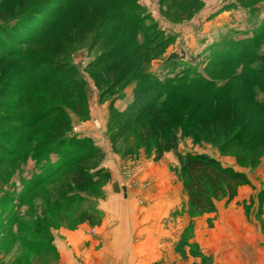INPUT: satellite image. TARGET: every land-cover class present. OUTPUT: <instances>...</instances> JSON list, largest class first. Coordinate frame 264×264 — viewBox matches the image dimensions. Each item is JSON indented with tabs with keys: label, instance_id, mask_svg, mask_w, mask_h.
<instances>
[{
	"label": "rangeland",
	"instance_id": "1",
	"mask_svg": "<svg viewBox=\"0 0 264 264\" xmlns=\"http://www.w3.org/2000/svg\"><path fill=\"white\" fill-rule=\"evenodd\" d=\"M137 89L155 107L126 131ZM190 155L247 176L264 234V0H0V264H222Z\"/></svg>",
	"mask_w": 264,
	"mask_h": 264
},
{
	"label": "trees",
	"instance_id": "2",
	"mask_svg": "<svg viewBox=\"0 0 264 264\" xmlns=\"http://www.w3.org/2000/svg\"><path fill=\"white\" fill-rule=\"evenodd\" d=\"M57 15L58 13L56 12L53 13V15H49L47 17L43 16L42 18H40V20H38L37 23H34L33 26L31 22H26V25L21 28L23 29V37L21 38L22 40L20 42L30 44L34 39V36L41 33V31L46 28L53 17H57ZM109 17L111 16L108 15V19ZM116 17L118 19V16ZM104 32V30H101L100 32L96 33L92 48L95 44H97L98 39H100L101 34ZM123 47L124 38L121 36L117 38L116 43H113L110 51L105 52L102 57L104 58V60H107L118 53V51H120V49H122ZM168 59L169 60L167 62V65L170 71L176 70L179 67L180 62H183L180 59V56L177 54H172V56H170ZM131 71V69H126V71H124L120 75V77H118L111 85V89L112 87H117L119 84L127 80ZM195 82L201 83L204 81H199V79H197L195 80ZM135 91L137 98H140L142 94H146V96H149L152 93H150V89H137ZM214 92L215 94H219L221 90L218 89ZM151 95L153 99L152 102L154 103V101L156 100L155 98L157 97L156 95ZM148 103V101L143 102L140 98L137 102L135 101L134 103L129 105V109L126 113L127 120L124 124V126L126 127V131L134 127L135 123L139 122L138 120L142 119L143 116L150 114L154 110L155 106L152 104L148 105ZM200 104L201 105L197 108L198 110H196L193 116H196V113L204 106V103ZM156 133L157 132L155 131L152 132L154 136H156ZM223 141L224 139L222 137L218 140L219 143L217 144H221V142ZM224 144L226 145L227 143ZM170 149L171 145L163 143L159 150L158 157H162L166 152H169ZM184 166V188L187 192V196L189 197V206L191 212L199 216L217 212L216 205L218 202L223 201V199H228L229 201L236 199L238 196L237 194L239 187L249 184V180L247 179V176L245 174L238 171L235 172L233 169L220 164L218 161L210 158L207 155H190L187 157ZM78 180L83 181L81 175L79 176ZM261 200L263 199L261 198Z\"/></svg>",
	"mask_w": 264,
	"mask_h": 264
},
{
	"label": "crops",
	"instance_id": "3",
	"mask_svg": "<svg viewBox=\"0 0 264 264\" xmlns=\"http://www.w3.org/2000/svg\"><path fill=\"white\" fill-rule=\"evenodd\" d=\"M247 192L246 186L239 187L235 200L223 199L216 205L217 212L205 215L218 216V222L223 224V227L209 230L204 239L205 246L222 252V264H264L263 226L255 219V215L249 221L242 207L237 208L238 202L251 197Z\"/></svg>",
	"mask_w": 264,
	"mask_h": 264
}]
</instances>
